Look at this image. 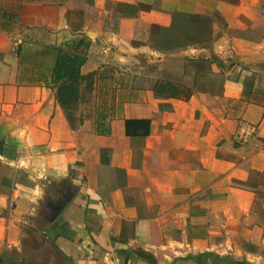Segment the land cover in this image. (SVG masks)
I'll return each instance as SVG.
<instances>
[{
    "label": "crops",
    "instance_id": "crops-1",
    "mask_svg": "<svg viewBox=\"0 0 264 264\" xmlns=\"http://www.w3.org/2000/svg\"><path fill=\"white\" fill-rule=\"evenodd\" d=\"M178 15L204 17L178 27L199 40L156 50ZM82 34L73 111L93 91L95 117L70 124L51 47ZM137 54L212 62L157 96L128 78ZM240 120L256 126L243 143ZM29 235L62 264H264V0H0V251Z\"/></svg>",
    "mask_w": 264,
    "mask_h": 264
},
{
    "label": "trees",
    "instance_id": "trees-1",
    "mask_svg": "<svg viewBox=\"0 0 264 264\" xmlns=\"http://www.w3.org/2000/svg\"><path fill=\"white\" fill-rule=\"evenodd\" d=\"M199 23L205 21L204 17L192 15H178L169 27L154 26L155 31L150 33L149 41L156 50L165 51L178 48L190 42L198 41L197 32L188 31L185 26L179 30L182 25L189 26L191 20ZM177 28V29H176ZM201 36V35H199ZM88 46V38L82 34L77 39L67 41L63 45H54L51 50L55 54V63L53 67L52 83L57 87L56 97L64 109L66 117L70 124L74 122V111L76 103L80 98V86L85 78L80 74V67L86 60L85 49ZM188 62L194 69V79L197 72H208L212 58H194L188 59ZM195 82V81H194ZM152 90L157 96H185L190 92V88L180 85L178 82L169 79H158L152 85ZM105 115L102 112L97 114V121L94 130L99 134H105L109 131L108 126L103 122ZM126 135H146L149 130V120L127 118L124 120ZM3 254H0V264H4ZM19 264H22L20 261Z\"/></svg>",
    "mask_w": 264,
    "mask_h": 264
},
{
    "label": "rangeland",
    "instance_id": "rangeland-1",
    "mask_svg": "<svg viewBox=\"0 0 264 264\" xmlns=\"http://www.w3.org/2000/svg\"><path fill=\"white\" fill-rule=\"evenodd\" d=\"M183 60L181 56H167L163 61H150L142 54L135 55L129 67V77L136 86H149L158 79H170L178 82L180 85H191L193 82V67L189 62ZM215 80V84L218 83ZM199 83L204 86H212L208 84V80L201 78ZM93 91H86L83 99L74 111L75 119L93 120L95 113L93 112L96 99ZM3 254L4 264H62L56 258L50 245L39 236L29 235L26 241L18 249L8 248L0 251ZM49 262V263H48ZM66 264V263H65Z\"/></svg>",
    "mask_w": 264,
    "mask_h": 264
},
{
    "label": "built area",
    "instance_id": "built-area-1",
    "mask_svg": "<svg viewBox=\"0 0 264 264\" xmlns=\"http://www.w3.org/2000/svg\"><path fill=\"white\" fill-rule=\"evenodd\" d=\"M256 132V126L246 122L244 120H240L234 134V138L238 142H246L248 139Z\"/></svg>",
    "mask_w": 264,
    "mask_h": 264
}]
</instances>
